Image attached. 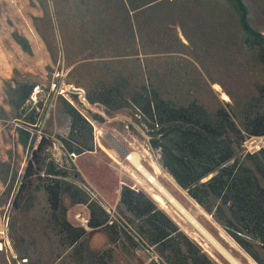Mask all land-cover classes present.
<instances>
[{
	"label": "rangeland",
	"instance_id": "374dc122",
	"mask_svg": "<svg viewBox=\"0 0 264 264\" xmlns=\"http://www.w3.org/2000/svg\"><path fill=\"white\" fill-rule=\"evenodd\" d=\"M143 6L137 42L129 34L83 35L85 26L99 33L112 24L132 28L129 10ZM90 55L98 58L80 59ZM71 86L84 93H71ZM154 97L168 105L163 113L231 138L236 160L256 172L264 158L246 155L243 144L259 137L252 132L264 119V0H0V264L156 262L157 248L141 235L143 220L121 202L124 187L149 198L214 264H231L220 250L240 264H264L261 227L238 223L215 200L209 214L162 167ZM71 109L91 121L93 152L66 150L62 140L80 149L90 139L82 129L71 137ZM42 136L46 164L42 171L34 166L32 189L15 203ZM131 154L197 225L152 198ZM52 179L82 189L109 224L93 228L100 211L73 203L67 192L54 210L45 190ZM79 213L90 220L88 230Z\"/></svg>",
	"mask_w": 264,
	"mask_h": 264
},
{
	"label": "trees",
	"instance_id": "16d2710c",
	"mask_svg": "<svg viewBox=\"0 0 264 264\" xmlns=\"http://www.w3.org/2000/svg\"><path fill=\"white\" fill-rule=\"evenodd\" d=\"M88 99L91 104L103 102ZM154 100L159 120L157 126H162L159 133L161 137L154 146L160 150L162 167L188 193L191 199L209 214L213 215V209L208 205V202L218 201L220 205L217 210L227 208L235 221L261 227L264 234V188L257 177L259 173L264 175V161L257 163L256 173L255 170L247 168L236 160L235 143L231 138L219 137L207 128L195 129L190 119L177 117L173 111L163 113L162 106L168 105L158 101L156 97ZM70 116L72 118L71 137L76 134L77 130L82 129V131H87L90 139L85 144L79 145L80 149L73 147L69 141L62 140L66 150L74 156L93 152L95 147L93 144L90 145L93 141L90 122L76 109H71ZM31 125L33 124L28 126ZM256 126L257 128L252 134L264 136V119H258ZM231 127L235 128V125L232 123ZM45 145L46 138L42 136L39 145L33 151V159L28 163L15 203H18L23 195L32 189V179L36 174L33 172L34 166L39 171L43 170L42 168L46 164V158L42 157ZM256 156L264 158V152L256 154ZM50 175L56 176L57 173L51 171ZM65 186L67 188L63 189L64 185H61L57 179H52L45 187L54 210L61 207L64 192H67L66 194L71 196L73 203L94 207L91 212L100 211V220L91 222L93 228L109 224L108 214L93 203L82 189L68 183ZM70 190L76 193H68ZM121 202L137 218L143 220L144 226H142L141 235L149 241L150 247L157 248L156 257L160 264H214L201 247L190 239L168 215L159 211L143 193L124 187L121 191ZM217 220L220 219L217 218ZM85 233L86 231L82 230L78 238ZM233 237L258 262L245 245L239 241V238Z\"/></svg>",
	"mask_w": 264,
	"mask_h": 264
},
{
	"label": "crops",
	"instance_id": "0c3cea01",
	"mask_svg": "<svg viewBox=\"0 0 264 264\" xmlns=\"http://www.w3.org/2000/svg\"><path fill=\"white\" fill-rule=\"evenodd\" d=\"M130 9V7H129ZM148 9V6H143L141 9H135V10H129V14L134 17V23H132L133 27L130 28V25L127 24V26L124 28V27H121V26H118L116 24H112V25H108V27H104V28H101V32L99 33V29L97 27H91V26H85L83 28L84 32H83V35L87 38H94V37H97L98 35L100 36V34H102L103 36H107V37H118V36H124L125 34H129V36L131 37V42H137L139 38V32H138V26H137V19L139 16H143L145 15L146 13H144L146 10ZM86 24H89L86 23ZM115 25V26H114ZM82 35V30L81 28L79 27L78 31H77V37L80 39ZM98 58V56L96 55H90V56H83L81 57L80 59H96ZM90 123L91 121L89 119H87Z\"/></svg>",
	"mask_w": 264,
	"mask_h": 264
},
{
	"label": "bare ground",
	"instance_id": "6f19581e",
	"mask_svg": "<svg viewBox=\"0 0 264 264\" xmlns=\"http://www.w3.org/2000/svg\"><path fill=\"white\" fill-rule=\"evenodd\" d=\"M214 89L219 91L221 90L220 86L219 85H215L214 86ZM129 161L132 162V164H134L136 167H138V170L144 174L147 175L148 177V180L150 182V184L152 185V187L154 188V190H150V194L152 196V198L159 204H164V199L166 201H168L172 206H174L175 208H177V210L181 211L180 213H182L184 216H186L189 221L193 224H196L197 223L194 221V219L188 215V214H185L186 212L184 211V209L175 201V199L173 198L172 195H170L165 187H163V185L158 181L157 178H151L150 175H148V173H146V171L141 167V164L139 163V160L138 158L134 155V154H131L130 157L128 158ZM186 218V219H187ZM221 253L223 254V256L231 263V264H240L236 259H234L233 257H231L230 255H228L227 253L223 252L222 250H220Z\"/></svg>",
	"mask_w": 264,
	"mask_h": 264
},
{
	"label": "built area",
	"instance_id": "2783aa9c",
	"mask_svg": "<svg viewBox=\"0 0 264 264\" xmlns=\"http://www.w3.org/2000/svg\"><path fill=\"white\" fill-rule=\"evenodd\" d=\"M243 148L246 155H256L264 152V136L250 137L245 139ZM75 218L84 229L88 230L90 228V220L87 217L83 216V214L79 213L76 215ZM156 263L160 264L159 259H156ZM145 264H152V263H145Z\"/></svg>",
	"mask_w": 264,
	"mask_h": 264
},
{
	"label": "water",
	"instance_id": "95a60500",
	"mask_svg": "<svg viewBox=\"0 0 264 264\" xmlns=\"http://www.w3.org/2000/svg\"><path fill=\"white\" fill-rule=\"evenodd\" d=\"M71 93H74V94H83L84 91L82 89H79V88H75L73 86L70 87V90H69ZM127 155V154H126ZM176 201V200H175ZM186 212V211H185ZM195 221V220H194Z\"/></svg>",
	"mask_w": 264,
	"mask_h": 264
}]
</instances>
